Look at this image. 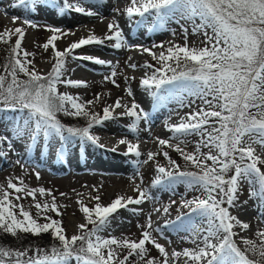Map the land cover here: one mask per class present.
I'll list each match as a JSON object with an SVG mask.
<instances>
[{
  "label": "rangeland",
  "instance_id": "rangeland-1",
  "mask_svg": "<svg viewBox=\"0 0 264 264\" xmlns=\"http://www.w3.org/2000/svg\"><path fill=\"white\" fill-rule=\"evenodd\" d=\"M262 1L214 0L208 6L201 0H64L73 11L61 7V20L51 24L41 19L38 0L0 1V102L24 94L26 84L58 63L54 82L35 90L31 111L24 110L28 127L0 111V211L25 213L37 228L54 226L69 249L70 240L83 234L85 215L101 218L90 243L103 264H264V197L258 193L264 191ZM102 2L106 14L98 15ZM94 15L107 34L100 43L120 49L108 56L114 64L108 68L99 62L100 33L88 21ZM69 17L84 22L80 29L87 33L80 46L63 50L62 43L77 33L60 25ZM133 18H152L154 28L158 23V42L144 47L110 39L132 27ZM192 66L210 75L178 76ZM162 88L172 90L167 114L192 127L166 123L170 139L161 135L159 121L148 139H136L145 116L136 97L148 99ZM238 108L242 114L232 124ZM50 114L57 116L52 122ZM5 121L18 131L7 130ZM83 129L84 140L70 134ZM107 140L117 142L113 153L95 146ZM72 154L79 169H70ZM103 161L116 170L104 171ZM211 172L216 179L197 176ZM152 185L159 187L157 197ZM249 220L260 226L251 228ZM34 264L86 262L58 256Z\"/></svg>",
  "mask_w": 264,
  "mask_h": 264
},
{
  "label": "trees",
  "instance_id": "trees-1",
  "mask_svg": "<svg viewBox=\"0 0 264 264\" xmlns=\"http://www.w3.org/2000/svg\"><path fill=\"white\" fill-rule=\"evenodd\" d=\"M201 1L208 6H211L214 0ZM262 2L264 10V1ZM216 6L217 4H215V8ZM217 9L219 13L222 12L220 7H218ZM241 17H243V14H241L237 18L240 19ZM57 67L58 63H56L53 66L52 71H50L44 77L26 84L24 86L26 89L24 94H16V97L12 101L0 102V107H20L25 110L31 111V107L29 105L34 100V91L37 89H43L54 82V76L56 75ZM5 69H7V67ZM176 75L177 74H174L173 77L169 79V81H173L174 79H176ZM181 75L189 78H197L210 74L207 69L205 70L202 67L192 66L185 69V71H183L182 73H179L178 76ZM48 100L50 101V99ZM70 110L67 111V114L73 113ZM240 114H242V111L238 108L235 114L232 115L229 119L230 122L233 124L234 122L239 121ZM46 118L52 122L57 118V116L50 114ZM261 122H263L262 124L264 126V120L259 121V123ZM95 123H97V121ZM86 133V129L81 130L80 133L70 132L71 135L80 137L83 140L86 137ZM230 133L231 132H229V134ZM197 176H203V178L207 180L212 179V177H215V179L217 178L212 172ZM222 203L224 204V201L219 203L216 202L214 204L218 206ZM15 210L11 211V213L4 210L0 211V224L4 226L2 228V234L0 233V264H29L32 262L51 263L58 256H75L84 262L92 261V263L95 264H103V262L100 261V259L96 255L95 250L90 243V240L92 239V228L94 224H96V222L98 223L101 218L90 220V217L88 215H85L86 224L85 228L83 229V234L70 240L71 248L69 249L65 246H62L59 232L54 226H52L53 228L48 226L37 228L32 224L30 219L27 218V215L25 213H21ZM105 214L107 216L108 213L106 212ZM38 239L40 240V243H37ZM7 245L11 247H7ZM255 263L256 262H254V264Z\"/></svg>",
  "mask_w": 264,
  "mask_h": 264
},
{
  "label": "bare ground",
  "instance_id": "bare-ground-1",
  "mask_svg": "<svg viewBox=\"0 0 264 264\" xmlns=\"http://www.w3.org/2000/svg\"><path fill=\"white\" fill-rule=\"evenodd\" d=\"M104 4H105V2H102V4H98L97 5V8H98V15L99 14H106V13H103L102 11H103V7H104ZM48 5V4H47ZM74 4L73 3H71V6H73ZM49 6V5H48ZM67 10V9H66ZM11 12V11H10ZM23 13V12H22ZM15 14V13H14ZM154 16V15H153ZM96 18H97V16L96 15H94V16H92V17H90L89 18V20L88 21H90L91 22V27H92V31H93V33L95 34L96 32H99L100 33V36L99 37H97L96 39H97V48L99 49L98 51H101L100 53H102V55L101 56H99V62L100 63H103V65H108L110 62H109V60L108 59H110V58H108V56H110V55H116L117 53H118V51H119V49L118 48H116V47H113V46H105L104 44H102V43H100V40L101 39H104L105 38V36L107 37V34L105 33L104 34V31H105V26L104 25H102V24H99L97 21H95L96 20ZM146 20V19H145ZM66 21V20H65ZM78 21V20H77ZM72 21V20H68V21H66V22H64L63 20L61 21L62 23L60 24V25H64L65 27V29H64V31L65 32H68V30H69V28H76L77 29V33L76 34H74L73 36H70V38L68 39L69 41L68 42H63L62 43V49L63 50H67V49H73V48H75V47H77L78 45L80 46V44H81V40H80V38H81V36H82V33L84 32L85 34L87 33V31L86 30H83V29H80V25H81V23H84V22H80V21ZM117 22V21H116ZM112 23H113V21L111 22V24H109L108 26H110V25H112ZM116 24V23H115ZM133 25V24H132ZM117 26V25H116ZM153 27V26H152ZM130 28L131 27H125L124 26V31H123V33H116L115 35H113V36H110V38H114V37H119V38H121V37H124V38H126L128 41H131V45L132 44H138V43H140V41H138V40H136V39H134L133 37H132V33H131V31H130ZM87 29V28H86ZM90 33V32H89ZM92 33V34H93ZM147 33L146 34H144L143 35V38H146L147 37ZM96 37V36H95ZM147 39H145V41H146ZM121 41V40H120ZM145 52H146V50H145ZM144 52V53H145ZM90 56V55H89ZM89 58H91V60H93V59H95V57L94 56H90ZM137 61H135L136 63H140L141 61H139V57H137V59H136ZM121 96V94L120 93H117L115 96H113V100H117L119 97ZM137 98V100L141 103V104H148V100H149V98L147 99V97L146 96H137L136 97ZM150 104V103H149ZM159 110V109H158ZM158 110H156L155 111V109H153L152 111H150L149 112V126L153 129V126H155V125H157V123L159 122V121H161L164 117H165V114H164V112H162V111H158ZM161 127H162V129H161V135L162 136H165V134H167V132H168V128L166 127V123L165 124H162L161 125ZM114 131H116L115 129L114 130H109L108 132H114ZM147 132V133H146ZM146 132H140V133H137V137H136V139H143V140H145V139H148L149 137H150V135H151V132H152V130H146ZM133 133V132H132ZM135 133V132H134ZM135 138V137H134ZM133 138V139H134ZM132 139V140H133ZM92 140V139H91ZM118 140V139H117ZM106 142H108V145H106V144H104L103 145V143H97V145L95 144V146L97 147V149L98 150H101V151H106L107 153H113L115 150L113 149V148H111L112 146V144H111V140H107ZM121 142V141H120ZM124 142V141H123ZM118 143H119V141H118ZM114 144H117V142H114ZM113 144V145H114ZM127 144V143H126ZM132 144V143H131ZM117 148H118V146H116ZM143 149V148H142ZM117 151V150H116ZM118 153V152H117ZM112 155V154H111ZM77 160L78 159H75V161L73 162V163H76L77 162ZM103 163H105V161H103ZM107 163V162H106ZM110 164V163H109ZM110 166V165H109ZM254 214V213H253ZM252 214V215H253ZM245 221V220H244Z\"/></svg>",
  "mask_w": 264,
  "mask_h": 264
}]
</instances>
